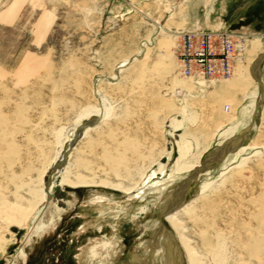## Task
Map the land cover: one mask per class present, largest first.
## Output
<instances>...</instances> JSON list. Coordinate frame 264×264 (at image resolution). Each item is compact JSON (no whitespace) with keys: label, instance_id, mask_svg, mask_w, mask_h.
Wrapping results in <instances>:
<instances>
[{"label":"rangeland","instance_id":"obj_1","mask_svg":"<svg viewBox=\"0 0 264 264\" xmlns=\"http://www.w3.org/2000/svg\"><path fill=\"white\" fill-rule=\"evenodd\" d=\"M202 30L243 36L232 78L203 89L178 74L176 52L181 33ZM256 40L261 47L252 53ZM263 53L264 0H0V264H24L40 245L62 244L71 215L74 234L84 238L76 264H161L144 243L189 173L174 170L177 142L188 143L193 165L225 138L227 91L250 106L258 85L247 67ZM220 85L222 98L212 92ZM261 106L248 137L257 149L235 161L251 157L241 168L200 176L185 197L193 213L179 214L184 236L205 264L203 231L223 237L226 264H264ZM92 119L99 123L84 137ZM78 176L133 190L64 182ZM205 182L212 184L200 195Z\"/></svg>","mask_w":264,"mask_h":264},{"label":"bare ground","instance_id":"obj_2","mask_svg":"<svg viewBox=\"0 0 264 264\" xmlns=\"http://www.w3.org/2000/svg\"><path fill=\"white\" fill-rule=\"evenodd\" d=\"M165 30L167 31V29H164V28L161 29V31H165ZM198 32L199 31L186 32V33H198ZM182 34H185V33H181L180 36ZM165 46H167V44L163 42L162 47H165ZM260 47H261V44H260V42L258 40L253 41L252 44H251V50L253 51L252 53L258 51V49ZM239 56H240V54H238L234 58V69H235L236 63H237V61L239 59ZM124 63H126V62H124ZM123 64L121 66H119V68L124 67ZM250 67H247V70H249V73H250V69H249ZM231 78H229V79H231ZM183 79H187V80L196 82V86H198L201 89L204 88L203 87V82H206V81H203V80L197 79V78H191V79L183 78ZM229 79H227V80H229ZM197 81H202V82L197 83ZM219 81H222V80H219ZM211 82H213V81H211ZM261 82H262V87H263L262 76H261ZM206 83H210V82H206ZM257 85H258V83H257ZM258 95H259V86H258V91L254 92V98L257 99ZM254 101H255V103L252 104V108L255 109V104H256L257 101L256 100H254ZM225 108H228V109H225ZM225 108H224V110H225V112H227L229 110V107L225 106ZM254 109H253V112H254ZM107 113H106V117H108ZM102 119L103 118L101 117V120ZM105 121H106V119H105ZM98 123H99V121H94L93 120V121H91V123L89 125L86 124L87 126L85 127V129L84 130L82 129L83 131H81V132H83L82 135L84 137L87 136L88 132L93 130L94 126H96V124H98ZM83 126H84V123L82 124L81 127L83 128ZM245 141H246V139H245ZM220 145L214 147L213 149L219 147ZM176 148H177L176 149L177 157H176V160L174 162V170L176 172L180 173L181 171H191V170L195 169L196 167H198L200 165V161L202 159V154L198 157L197 161L193 165H190V162H189V159H188L189 149L187 148L185 143L177 142V147ZM213 149H211V150H213ZM249 149H257V148L249 147L248 146V141H247V142L244 143L243 147L238 149L237 153L231 154V155H234L233 159L230 162H228V161L224 162L223 165H221L220 168H225L226 167V170H230L232 168H237V167L241 168V166L251 156L242 157L238 161H235V160L238 157H241L245 153V151H247ZM209 151H207V152H209ZM207 152L205 154H207ZM258 153H259L258 151H255V152L253 151L252 155L255 156ZM114 169L115 168H112V170H114ZM226 170H224L222 172V174H224L226 172ZM208 174H210V172L206 173L205 175H208ZM64 182L68 186H70L71 188L103 186V187H109V188L113 189L114 191H118V192L124 193L126 195H129L132 192V190H133L132 188L125 189L121 184H111V183H107L106 181H102V182L97 183V182H95V180L93 178L89 179V178L82 177V176H78V178L76 179V182H70V181H68L66 179H64ZM210 184H212V183H210V182L203 183L201 185V187H200L199 194L202 195L205 192L206 189L208 190ZM48 194H49V192L46 191L45 195H47V197H48ZM191 213H193L191 211V203H188V204H183L179 209H177L174 212L170 213L166 218H160L159 217V221H158V224H159V229L158 230L159 231L158 230H154V232H153V241L155 242V245L157 246V248L161 251V255H159V257H160V260L164 262V264H205L200 259L198 254L192 248H190L189 243H188V241L186 240V238L184 236L183 226H182L183 223H182V221L179 218V214H181L182 216H185V217H190ZM9 221H11L13 223L14 222L16 223L17 220L15 218H9ZM192 221H194V220H192ZM161 223H162V225H163V227L165 228L166 231L161 229V227H160ZM166 226L169 227L170 231L167 230ZM43 229L44 228L42 226H40V227L37 228V231H42ZM167 233L170 235L171 239H173L175 242H177V240L175 238V235H176L181 248H180L179 245H178L179 248L172 245V242H170L171 239L168 237ZM206 233H207L206 231H203L201 233V239H202V244H204L205 248L207 249L208 255L210 257V263H207V264H226L227 263V258L225 256V244H224L225 242H224L223 237L220 234H216L215 238L210 240L208 237H206ZM260 244H261V240L260 239L254 240V242H253V250L257 251L259 249V247H260ZM97 247L98 246H94L90 250L93 257L96 256ZM99 247H102V249H105L107 247V244L106 243H102V244L100 243ZM184 256H185V258H184ZM185 259H186V262H185Z\"/></svg>","mask_w":264,"mask_h":264},{"label":"built area","instance_id":"obj_3","mask_svg":"<svg viewBox=\"0 0 264 264\" xmlns=\"http://www.w3.org/2000/svg\"><path fill=\"white\" fill-rule=\"evenodd\" d=\"M243 36L222 30L185 33L177 39L178 74L206 82L227 80L234 73V58ZM228 109V108H225Z\"/></svg>","mask_w":264,"mask_h":264},{"label":"water","instance_id":"obj_4","mask_svg":"<svg viewBox=\"0 0 264 264\" xmlns=\"http://www.w3.org/2000/svg\"><path fill=\"white\" fill-rule=\"evenodd\" d=\"M263 63L264 54H261L250 67V75L259 86V100L255 104V109L251 115L248 128L236 137L226 140L219 147L210 150L207 154L202 156L200 165L191 170L185 178L174 185L165 203L159 210L160 218H166L170 213L179 209L184 204L185 197L193 181L197 180L200 176H204L206 173L219 169L221 165L227 161L229 155L237 153L238 149L244 146L245 139L253 129L255 115L262 102L263 87L261 82V73ZM160 227L165 230L162 223Z\"/></svg>","mask_w":264,"mask_h":264},{"label":"flooded vegetation","instance_id":"obj_5","mask_svg":"<svg viewBox=\"0 0 264 264\" xmlns=\"http://www.w3.org/2000/svg\"><path fill=\"white\" fill-rule=\"evenodd\" d=\"M82 192L84 191L79 190V191H75L74 193L76 197L80 198ZM76 217H77L76 215H71L68 217L71 223H70V226L64 230V236H63L64 239L62 240V244L61 243H57V245L48 244L49 246H46V247L43 244L40 245L38 247L39 249L34 250L33 253L29 254L24 264H76L75 260L80 255L79 248L82 247V243L84 241V238H82V235L77 236L73 232V229L75 230L77 229L75 228L76 226L75 227L73 226L74 225L73 220L75 221ZM75 225H76V221H75ZM158 229H159V224L157 223L156 227L153 228L151 231L150 241H146L144 243V247L147 250L151 249L152 254H156V251H157L158 255H161V251L157 248V246L152 240V234L154 230H158ZM73 236L75 237L73 238ZM168 237L171 239L169 234H168ZM175 238L177 240L178 245L180 246L176 235H175ZM44 242H47V241H44ZM170 242H172L173 246L178 247L176 242L173 239H171ZM22 256L24 260L25 259L24 254H22ZM135 262L136 260L134 259L133 263L135 264ZM161 264H164V262L161 261Z\"/></svg>","mask_w":264,"mask_h":264},{"label":"crops","instance_id":"obj_6","mask_svg":"<svg viewBox=\"0 0 264 264\" xmlns=\"http://www.w3.org/2000/svg\"><path fill=\"white\" fill-rule=\"evenodd\" d=\"M262 71H263V76H262L263 77V102H262L263 104H262L260 112H259L258 123H257L256 128L257 129L260 128V129L264 130V63H263ZM237 72H238L237 77L240 78V77L244 76V74H243L244 71L242 72V69H239ZM235 79H236L235 81L238 85H240V86L244 85V83L239 84V82L237 81V78H235ZM219 87H222V89ZM219 87H218L219 89H216L212 92H215L216 96L219 95L218 97L222 98L225 95L224 92H225L226 88L224 85H220ZM227 96H228L229 100L230 99L232 100V104H229V102H228L227 105H225V106L229 107V110L227 111V116H228L227 125H225V128L220 131L221 134L219 135V137H221L222 135L225 134L224 135L225 138L222 139L221 142H219L220 140L217 139V142H215V144H213L214 147L220 145L222 142L230 139L231 137L232 138L236 137L241 132H243L249 125V121H250L249 116L251 117V115L253 113L254 108H252V104L255 103L254 92L251 94L252 101H251L250 106H249L250 99L248 97H246L247 99L240 100V93H238L237 91H234V90L227 91ZM248 106L251 109L249 116L246 113L247 112L246 109L248 108ZM249 136H250V133H249L248 137ZM248 137L246 138L245 142L250 140ZM182 138L187 143L185 134L182 136ZM187 146H188V143H187ZM214 147L206 148L204 151H202V156H203V154H205L207 151L213 149ZM232 156L234 157V155H229L227 161H229L232 158ZM188 172H190V171H188Z\"/></svg>","mask_w":264,"mask_h":264}]
</instances>
